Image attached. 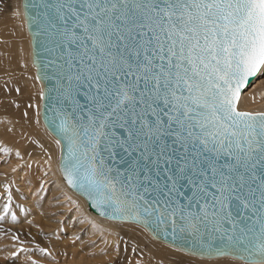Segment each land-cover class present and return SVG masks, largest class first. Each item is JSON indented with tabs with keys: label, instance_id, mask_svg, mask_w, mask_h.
I'll return each mask as SVG.
<instances>
[{
	"label": "snow or ice",
	"instance_id": "snow-or-ice-1",
	"mask_svg": "<svg viewBox=\"0 0 264 264\" xmlns=\"http://www.w3.org/2000/svg\"><path fill=\"white\" fill-rule=\"evenodd\" d=\"M23 8L67 184L190 264H264V109L242 100L264 86V0Z\"/></svg>",
	"mask_w": 264,
	"mask_h": 264
},
{
	"label": "bare ground",
	"instance_id": "bare-ground-1",
	"mask_svg": "<svg viewBox=\"0 0 264 264\" xmlns=\"http://www.w3.org/2000/svg\"><path fill=\"white\" fill-rule=\"evenodd\" d=\"M23 14L21 0H3L0 4V190H6L14 181L21 195L27 197L30 208V211L17 212L12 204L6 216L11 219L15 213L35 220L43 216L54 232L75 245L69 250L60 248L55 252L64 261L69 254L83 260L77 246L93 245L97 241L99 247L112 252L105 256L112 260L117 256L114 253L119 251L118 241L127 237L139 241L143 252L144 243L148 244L146 251L159 258L174 254L190 262L197 259L156 240L139 224L98 216L89 209L83 197L68 188L59 169L57 138L49 132L40 116L42 84L36 79ZM242 100L245 108L264 109V86L257 81L242 95ZM4 204L0 205L1 215H5ZM71 223L75 225L69 226ZM93 264L97 262L93 261Z\"/></svg>",
	"mask_w": 264,
	"mask_h": 264
},
{
	"label": "rangeland",
	"instance_id": "rangeland-1",
	"mask_svg": "<svg viewBox=\"0 0 264 264\" xmlns=\"http://www.w3.org/2000/svg\"><path fill=\"white\" fill-rule=\"evenodd\" d=\"M2 2L3 0H0V4ZM15 184L12 181L9 185L13 196L12 204L16 206L17 212L22 209L30 211L27 197L21 195ZM7 192L8 188L0 190V205L7 203ZM1 214L2 212H0ZM16 217L13 220L6 216L5 219L0 220V264H34V262L35 264H93V261H96L97 264H108L107 262L110 261L113 262L112 264H134V261L136 262L135 264H190V260L174 254L160 258L150 255L146 251L149 245L145 243V252H143V247L139 244V241L129 237L121 238L118 241L119 251L114 253L117 256L112 260L109 258L105 259V256L112 255V252L99 247V241H97L93 245L84 243L77 246L76 250L82 252L83 260L78 257L72 258L69 254L66 256V261H64L59 259L55 252L60 248L69 250L74 247L75 245L71 241L62 238L61 234L54 232L52 226L47 225L43 216H38L36 220L26 218L22 214ZM74 225L75 223H71L69 226L73 227ZM124 235L126 236L127 234ZM16 244L20 245L14 247ZM21 248L27 249V251H19ZM40 249H47V252H42ZM10 251H19V255L15 258L8 257L6 261L7 254ZM130 258L135 260L130 261Z\"/></svg>",
	"mask_w": 264,
	"mask_h": 264
},
{
	"label": "water",
	"instance_id": "water-1",
	"mask_svg": "<svg viewBox=\"0 0 264 264\" xmlns=\"http://www.w3.org/2000/svg\"><path fill=\"white\" fill-rule=\"evenodd\" d=\"M23 3H24V0H21V6H22V9H23V13H24ZM25 20H26V19H25ZM26 27H27V32H28L29 37H30V44H31V57H32V63H33V38H32L31 35H30V32H29V25H28L27 21H26ZM33 65H34V63H33ZM36 74H37V71H36ZM39 81H40V80H39ZM40 82H41V84H42V90H44L45 87H51V86H52L51 84H46L44 81H40ZM53 95H54V94H53ZM46 103H48V101H46V100L42 97V99H41V108H40V116H41V119H42L44 125L46 126V128L49 130V132H50L53 136H55L56 138H58V137L56 136V134L51 130V127H50L49 124H48V119H51V118L53 117V113H52L50 110L46 112V109H45V105H46ZM53 103H54V100H53ZM51 106H52V105H49V108H50ZM46 116H47L48 119H46ZM59 161H60V158H59ZM59 169H60V164H59ZM60 172H61V169H60ZM61 175H62V172H61ZM62 177H63V175H62ZM63 179H64V177H63ZM64 181H65V183L67 184V182H66L65 179H64ZM67 186H68V188H70L72 191H74L76 194H78L79 196L83 197V198L86 200L89 209H90L93 213L97 214V215L100 216V217H103V218H106V219H109V220H113V219H111V218L108 217V216L102 215L101 212H100V210L97 209V208H95V207L92 205V202L89 201V200L87 199V197H85V196H84L82 193H80L78 190L73 189V188H72L71 186H69L68 184H67ZM115 221H124V222H133V223H135L134 221H125V220H115ZM136 224H137V223H136ZM141 226H142V225H141ZM143 227H144V226H143ZM144 228H145V227H144ZM145 229H146V228H145ZM147 231H148L149 234H150L153 238H155L156 240H159V241L165 242V243H167V244H169V245L172 246V242H171V237H170V236L167 237V238H165V236L161 233V235L157 237V236H154V234H153L150 230L147 229Z\"/></svg>",
	"mask_w": 264,
	"mask_h": 264
}]
</instances>
